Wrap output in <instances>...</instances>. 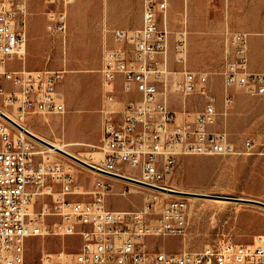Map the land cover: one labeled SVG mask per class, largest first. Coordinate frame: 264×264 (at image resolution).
<instances>
[{"label": "built area", "instance_id": "1", "mask_svg": "<svg viewBox=\"0 0 264 264\" xmlns=\"http://www.w3.org/2000/svg\"><path fill=\"white\" fill-rule=\"evenodd\" d=\"M45 1L51 5L57 0ZM71 1L60 0L63 6ZM167 5L168 0H143L141 26L134 31L113 30L119 45L107 50L101 68L102 156L90 163L92 168L86 166L97 175L89 199H73L80 192L72 168L49 160L32 140L14 133V125L0 114V264H264V235L249 244L225 239L196 251H151L145 245L147 236L178 235L186 228L187 196L162 184L177 157L234 152L226 132L210 128L217 111L207 73L183 68L177 83L183 94L197 92L205 98L193 118L178 121L160 91V82L167 77L160 60L168 43L158 13ZM46 13L48 29L56 24L64 28L63 7H50ZM26 25V0H0V105L19 119L31 113L63 112L64 103L56 93L63 71L10 66L15 57L22 60L24 55ZM229 44L232 52L222 71L224 106L231 108L234 90L258 97L264 105V70L249 68L246 33L233 32ZM183 45L180 33L176 48ZM118 78L126 98L117 108ZM254 145L253 139L245 140L247 148ZM257 148L264 169V113ZM115 180L126 184L122 194L129 191L127 184L148 191L141 208L107 205L105 195ZM47 236H76L80 244L73 251L63 247L37 257L28 251L34 238Z\"/></svg>", "mask_w": 264, "mask_h": 264}, {"label": "rangeland", "instance_id": "2", "mask_svg": "<svg viewBox=\"0 0 264 264\" xmlns=\"http://www.w3.org/2000/svg\"><path fill=\"white\" fill-rule=\"evenodd\" d=\"M50 7L58 10L64 8L66 13L63 18L64 28L58 29L57 24L52 30L47 28L46 12ZM165 10L158 13L160 27L167 29L168 43L166 59L160 60L162 63L165 61L167 71L165 81L160 82V91L166 95L167 104L175 111L178 121L193 118L204 107L205 98L197 92L183 94L177 88V83L182 80L183 68L196 73H207L208 87L215 98L217 111L216 119L210 128L225 131L234 152L211 155L181 154L177 157L173 172L163 179L162 184L177 190L264 201V169L257 148L264 105L260 98L242 90H234L231 108L226 109L223 103L222 74L226 59L232 52L229 36L233 32L246 33L247 57L251 70H264V0H168ZM26 11L25 54L32 14H39L41 29L55 38L54 43L60 51L59 58L62 61L65 60L71 34L74 36L78 58L82 53L90 57L93 45L98 49L96 59L100 66L95 69V73L100 81V69L107 50L119 45L113 37V30L138 29L142 20L143 0H72L64 6L60 0L51 5L45 0H26ZM163 14H166L165 19ZM101 29L105 31L104 44L100 35ZM183 30H186V37L184 47L179 50L176 45ZM181 54L184 55V61L180 59ZM11 66H15V62H11ZM75 69L79 70L81 67ZM116 84L120 87L119 78ZM89 92L95 96L94 83ZM125 98L122 91L118 92L119 101L114 106L120 107ZM179 115L182 120H179ZM69 116L65 107L64 111L59 113L28 114L23 123L40 138L48 142L64 143L74 154L90 159L91 153L101 151L99 146L102 113L98 111L96 116L91 115V119L87 118L88 122L84 126L82 117L75 115L71 128L67 126L70 123ZM12 131L16 133L13 126ZM247 138L253 139L255 145L247 148L245 146ZM73 141L80 144L76 146L66 144ZM32 142L49 160L62 161L72 168L80 194L71 197L89 199L97 175L82 163L59 151L58 153L48 151L42 142L35 139ZM124 185H126L124 182L114 181L112 189L105 195L107 205L113 209L141 208L148 191L141 186L127 184L129 191L122 194ZM164 194L168 198L172 197L170 194ZM196 196L199 198H188V220L183 233L147 236L144 241L149 250L196 251L205 246H217L225 239L249 244L257 235H264V207L241 201ZM33 240L34 243L28 245V251L34 253L35 257L42 252L55 251L63 247L73 251L80 244V239L76 236L65 238L47 236Z\"/></svg>", "mask_w": 264, "mask_h": 264}, {"label": "crops", "instance_id": "3", "mask_svg": "<svg viewBox=\"0 0 264 264\" xmlns=\"http://www.w3.org/2000/svg\"><path fill=\"white\" fill-rule=\"evenodd\" d=\"M38 15L39 14H32L31 24L28 28L26 54L24 53L22 60L15 57L11 61L15 62V66H11V62L10 66L15 69L24 68L30 71H63L61 80L56 84V93L59 100L64 103V106L70 115V123H68L67 126L68 128L73 126L72 122L75 120V115H80L82 117V126H84L88 122L87 118H90L91 115L92 117L96 116V113L101 111V108L105 102L103 95L102 74L100 73L99 81L98 76H96L95 73V69L100 66V62L96 59V51L98 49L94 48L93 45L91 48L90 57H86L84 53H82L80 58H78L76 56L77 50L74 47V36L71 34L68 49L66 50V53L64 52L65 60L62 61L59 58L60 51L54 43L55 38L46 34L41 29V23L39 21L40 17ZM104 32L105 31L101 29L100 35L102 37V44L105 42ZM252 40L254 39L252 38ZM78 66L81 67V69H75ZM92 83H94L96 86V93L94 97L89 92V90L92 88ZM118 92H121V84L120 87L118 86ZM115 104H118V102ZM66 144L76 146L80 143L73 141Z\"/></svg>", "mask_w": 264, "mask_h": 264}, {"label": "bare ground", "instance_id": "4", "mask_svg": "<svg viewBox=\"0 0 264 264\" xmlns=\"http://www.w3.org/2000/svg\"><path fill=\"white\" fill-rule=\"evenodd\" d=\"M165 11H166V10H164V12H165ZM163 18H164V19L166 18V14H163ZM166 31H167V29H166ZM180 33L183 34V39H184V41H185L186 30L181 31ZM183 47H184V45H183ZM24 53H25V51H24ZM181 55H183V54H181ZM181 55H180V59L184 61V55H183V56H181ZM23 56H24V55H23ZM22 58H23V57H22ZM165 59H166V54L164 55V60H165ZM163 66L166 68V63H165V61H164V63H163ZM166 101H167V98H166ZM1 107H2V108H1ZM1 107H0V112L5 113V114L8 115L10 118H12L15 122H17L20 126H22V128H20V127H18V126H15V127L13 126L17 134H21L22 136L27 137V138H29V139L32 140V141H33V139H35V140H37V141H39V142H42V141H40L39 139H36V138L30 136L29 134H27V133L25 132V130H28L29 132H31V133L35 134L36 136L40 137L36 132H34L32 129H30L29 127H27V126L23 123V121H25V120L27 119V116L24 117V118L19 119V118L16 117V115H14L13 113H11L7 108H5V107H3V106H1ZM3 108H4V109H3ZM5 109H6V110H5ZM10 113H11L14 117H13ZM225 113H226V112H225ZM179 120H182L181 115H179ZM39 142H38V143H39ZM42 143L46 146L47 150L50 151V152H54V153L57 152V153H58L59 150H58L57 148H59V149H61V150H64V151H66V152H68V153H70V154H72V155H74V156L80 158L81 160H83V161H85V162H87V163H89V164L95 162V161L97 160V158H99V157L102 156V152L98 150V151H95V152L91 153L92 156H91L90 159H88V158H83V157L78 156V155L74 154L73 152H71L68 148L65 147V144H64V143H60V142H49V143H51L52 145H48V144H46V143H44V142H42ZM96 147H98V146H96ZM59 152H60V151H59ZM61 153H62V152H61ZM59 154H60V153H59ZM66 156H67V155H66ZM164 186H165V185H164ZM165 187L167 188V190H176V191H180V192H185V193H177V194H187V195H188L187 198L198 199L199 197L196 196V195L201 194V193L191 192V191H188V190H187V191L177 190L176 188H174V187H172V186H169V185H166ZM190 194H191V195H190ZM192 194H193V195H192ZM256 237H257V236H256Z\"/></svg>", "mask_w": 264, "mask_h": 264}, {"label": "water", "instance_id": "5", "mask_svg": "<svg viewBox=\"0 0 264 264\" xmlns=\"http://www.w3.org/2000/svg\"><path fill=\"white\" fill-rule=\"evenodd\" d=\"M1 116L3 118H5L7 121H9L10 123H12L14 126H18L20 128H22V126H20L17 122H15L14 120H12L9 116H7L6 114H4L3 112H0ZM25 132L27 134H29L30 136L36 138V139H39L40 141L48 144V145H52L51 143H49L48 141L36 136L35 134L29 132L28 130H25ZM60 152H62L63 154L73 158L74 160L82 163L83 165L87 166V167H91L92 168V165H90L89 163L81 160L80 158L64 151V150H61L59 148H57ZM172 192H175V193H185V192H180V191H176V190H170ZM198 195H202V196H210V197H215V198H221V199H224V200H231V201H241V202H246V203H252V204H256V205H259V206H262L264 207V201H261V200H257V199H252V198H243V197H237V196H225V195H214V194H198Z\"/></svg>", "mask_w": 264, "mask_h": 264}]
</instances>
